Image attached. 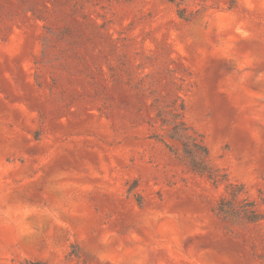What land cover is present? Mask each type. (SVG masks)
Returning a JSON list of instances; mask_svg holds the SVG:
<instances>
[{"label":"rangeland","instance_id":"374dc122","mask_svg":"<svg viewBox=\"0 0 264 264\" xmlns=\"http://www.w3.org/2000/svg\"><path fill=\"white\" fill-rule=\"evenodd\" d=\"M36 262L264 264V0H0V264Z\"/></svg>","mask_w":264,"mask_h":264},{"label":"trees","instance_id":"16d2710c","mask_svg":"<svg viewBox=\"0 0 264 264\" xmlns=\"http://www.w3.org/2000/svg\"><path fill=\"white\" fill-rule=\"evenodd\" d=\"M156 107L157 119L161 122L162 127L168 128V131L166 136L155 135L153 138L162 143L176 159L188 166L193 172L206 175L215 185L227 183V192L232 199L223 198L220 201L218 205L220 214L231 220L257 222L260 216L254 210L253 203H247V207L250 209L241 210L242 214L235 206L236 201L243 195V187L230 184L227 175L211 163L209 149L203 139L194 133L184 121V106H181L180 109L174 106L169 112L164 106L157 105ZM167 140L178 142L179 147L175 148ZM243 202H247V199H244Z\"/></svg>","mask_w":264,"mask_h":264}]
</instances>
